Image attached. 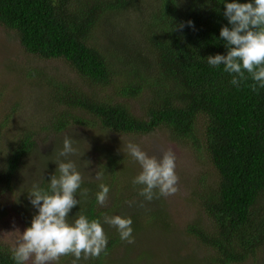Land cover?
<instances>
[{
  "label": "trees",
  "instance_id": "trees-1",
  "mask_svg": "<svg viewBox=\"0 0 264 264\" xmlns=\"http://www.w3.org/2000/svg\"><path fill=\"white\" fill-rule=\"evenodd\" d=\"M226 2L231 0H0V26L18 36L25 53L60 59L80 78L74 83L46 78L43 109L57 114L50 116L54 132L75 125L99 135L164 130L171 141L204 155L212 174L200 178L189 200L208 222L197 219L183 232L202 249L207 264H260L264 88L257 84L253 91L250 85L256 82L247 72L248 79L237 87L223 65L210 66L206 59L227 54L220 38L221 27H231L224 16ZM7 123L0 119V195L18 185L36 146L33 132L19 130L8 139ZM98 150L96 173L102 176L88 180V173L77 168L82 175L79 204L68 219L81 213L98 219L107 247L99 257L82 255L78 264H150L145 250L127 255L126 241L104 217H130L134 238L147 228L167 234L176 226L156 199L158 193L151 201L139 195L142 186L132 183L138 174L127 155ZM52 174L26 183L23 201L30 211L21 232L38 212L28 192L34 184L47 189ZM101 183L109 186L103 205L96 200ZM14 246L0 239V264H15Z\"/></svg>",
  "mask_w": 264,
  "mask_h": 264
},
{
  "label": "rangeland",
  "instance_id": "rangeland-1",
  "mask_svg": "<svg viewBox=\"0 0 264 264\" xmlns=\"http://www.w3.org/2000/svg\"><path fill=\"white\" fill-rule=\"evenodd\" d=\"M46 78H59L72 83L81 81L60 59H41L25 53L18 36L0 26V119L8 120L5 128L8 139L19 130H25L27 133L33 132L36 143L34 153L29 159V164L25 165L18 185L0 195V239L10 246L16 244L30 211L28 204L23 201L29 187L26 183L39 182L42 177L55 172L57 165L54 161L63 148L66 136L73 141V147L77 149V154L71 159L77 168L88 173V180L95 179L98 147L127 155L138 174L140 165L126 150V145L132 142L138 144L150 156L159 157L164 150L172 148L176 155L175 172L179 190L169 196H161L157 190L156 199L164 204L169 219L176 226L173 232L164 234L154 228H147L141 236L138 235L139 239L134 238V243L125 242L131 254L127 253L125 245L124 251L133 257L138 251L145 250L144 256L150 264H207V261L202 259V249L187 238V234L182 230L197 219L201 223L208 222L206 216L201 215L196 203L189 200L191 189L200 178L207 179L212 174L205 156L171 141L164 130L136 136L114 133L99 135L90 128L75 125L63 129V132H54L50 125V116L57 114L51 113V109H43L46 93H49ZM46 104L49 105L48 99ZM134 107L137 108V105ZM32 210L36 212L38 209L33 207ZM263 256L264 254L259 255L260 264H264ZM65 258L64 262L53 264H73L75 259L72 255ZM78 262L79 260L76 264ZM27 264H32V261L29 260ZM107 264L113 263L109 261ZM209 264L214 263L210 261Z\"/></svg>",
  "mask_w": 264,
  "mask_h": 264
},
{
  "label": "clouds",
  "instance_id": "clouds-1",
  "mask_svg": "<svg viewBox=\"0 0 264 264\" xmlns=\"http://www.w3.org/2000/svg\"><path fill=\"white\" fill-rule=\"evenodd\" d=\"M224 16L231 25L220 29V38L228 48L227 54L210 55L206 58L207 63L213 67L223 65V71L232 77L231 84L237 87L248 79L247 72L256 82L250 85L253 91H257V84L264 88V0H231L225 3ZM187 25L194 27L191 20ZM180 27L183 28L184 24L181 23ZM126 150L141 168L132 181L134 185L142 186L140 196L151 201L157 190L161 196L178 192L176 155L172 148L164 150L159 157L150 156L132 142L126 145ZM76 154L73 141L66 136L54 161L57 168L47 189L34 184L28 192L30 203L38 212L11 249L15 264H27L29 260L32 264H53L61 256L68 255L75 257L73 264H76L82 255L85 258L99 257L105 252L107 237L98 219L89 220L82 213L75 215L71 222L68 219L71 209L79 204L76 193L82 183V175L71 159ZM96 176L99 179L102 173L97 172ZM99 187L96 200L103 205L109 186L101 183ZM86 193L87 189L84 190ZM104 222L117 228L122 241L134 243L130 217L105 216Z\"/></svg>",
  "mask_w": 264,
  "mask_h": 264
}]
</instances>
